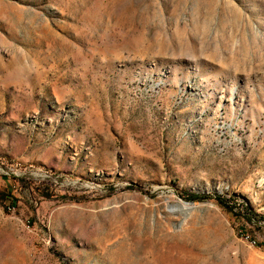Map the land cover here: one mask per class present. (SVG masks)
Wrapping results in <instances>:
<instances>
[{"label":"rangeland","instance_id":"374dc122","mask_svg":"<svg viewBox=\"0 0 264 264\" xmlns=\"http://www.w3.org/2000/svg\"><path fill=\"white\" fill-rule=\"evenodd\" d=\"M0 264H264V0H0Z\"/></svg>","mask_w":264,"mask_h":264},{"label":"trees","instance_id":"16d2710c","mask_svg":"<svg viewBox=\"0 0 264 264\" xmlns=\"http://www.w3.org/2000/svg\"><path fill=\"white\" fill-rule=\"evenodd\" d=\"M201 197V195H198V194H193L191 195V199H195V198H199ZM216 200L219 202V204H221L222 206H224L225 208L229 209L230 210V206L227 204V202L221 198L220 196L216 195Z\"/></svg>","mask_w":264,"mask_h":264}]
</instances>
